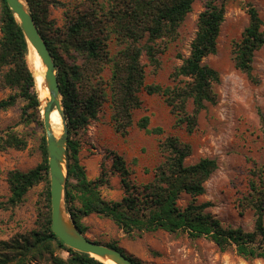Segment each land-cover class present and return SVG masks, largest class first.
Listing matches in <instances>:
<instances>
[{"label": "trees", "instance_id": "trees-1", "mask_svg": "<svg viewBox=\"0 0 264 264\" xmlns=\"http://www.w3.org/2000/svg\"><path fill=\"white\" fill-rule=\"evenodd\" d=\"M196 0H93L98 7L81 11L67 10L70 22L66 28L50 18V5L57 0H26L29 10L46 40L58 68V78L67 114L70 136L67 146V180L65 202L78 228L86 234L83 219L98 214L112 219L127 235L134 232L165 230L185 232L190 238H210L222 250L234 246L246 258L264 257V169L254 162L251 170V193L245 198L255 211L252 230L226 224L210 210V201H199L206 193V182L218 168L214 158L204 157L188 164L192 145L179 136L169 135L160 141L163 160L154 168L153 178L144 183L131 179V170L123 155L112 152L110 171L121 177L125 195L107 200L101 186L108 184L105 171L95 180L88 178L80 158L78 135L98 117L104 102L111 99L112 122L117 133L125 136L133 126V113L142 106L140 91L160 94L177 117L176 125L189 134L198 126L199 114L216 102L214 85L220 73L204 59L218 50V41L225 20L227 0H208L200 14L198 31L191 44V53L176 68L181 83L169 86L146 83L141 61L144 52L155 61L158 39H175L178 29ZM249 24L242 37L234 41L233 54L238 69L251 74L256 52L264 46L263 21L256 7L248 8ZM0 86L16 89V93L0 100V111L14 106L19 98L25 102L24 113L41 123V102L36 79L28 64L29 44L20 22L6 0H0ZM115 35L125 47L111 55L108 41ZM145 40V43L142 41ZM80 56V62L68 61L66 55ZM76 58V57H74ZM106 64L112 76L105 79ZM111 93L109 94L108 89ZM150 117L138 123L147 132L161 135L164 128L149 127ZM27 142L14 132H0V147L24 149ZM43 160L27 171L13 169L8 183L11 195L7 205H19L29 190L45 183L41 195L38 225L31 231L0 239V264H106L89 253L67 246L52 230L51 184L45 134L41 138ZM91 239V238H90ZM97 243L116 248L135 264H145L117 241ZM68 253L67 257L59 254Z\"/></svg>", "mask_w": 264, "mask_h": 264}, {"label": "rangeland", "instance_id": "rangeland-1", "mask_svg": "<svg viewBox=\"0 0 264 264\" xmlns=\"http://www.w3.org/2000/svg\"><path fill=\"white\" fill-rule=\"evenodd\" d=\"M57 1L65 5L57 2L51 4L50 18L62 29L70 22L67 10L79 8L86 11L98 7L93 0ZM107 1L99 0L106 4ZM207 1H195L175 39L161 38L156 41L155 61L144 52L141 61L146 71V83L166 87L184 80V77H175L176 68L191 53L199 17ZM250 5L258 9L264 30V0L226 1V15L218 50L204 59L206 64L220 73V81L214 85L217 99L199 114L194 133L189 134L184 127L176 125L177 117L165 96L149 94L145 90L139 93L143 103L134 110V123L127 135L123 136L114 129L110 98L104 102L98 117L79 133L80 158L88 178L95 180L103 172L109 173L108 184L100 188L105 199L119 200L125 195L120 175L110 171L112 152L123 155L132 172V181L148 182L154 176V168L163 160L160 141L169 135H176L192 145V154L187 158L188 164L204 157L214 158L218 162V168L206 182V193L199 197V201H210L212 213L226 224L241 226L246 230L254 228L255 211L247 206L245 198L251 193V170L254 162L264 169V46L255 54L251 74L236 67L233 54L234 41L242 37L249 24ZM124 47L125 44L115 35L108 41L111 55ZM73 56L76 58H70L69 55L66 58L70 62L73 59L80 62L78 54L73 53ZM39 57L40 55H34L30 46L28 64L31 70L33 68L35 71L34 64ZM103 75L105 79L111 78V64H106ZM37 88L36 86V90ZM108 92L111 93L110 88ZM15 93L16 89H4L0 86V100ZM25 105L26 102L19 98L14 106L0 111L1 134L14 132L27 142L24 149L0 147V239H9L17 233L28 232L37 227L41 195L45 189V183H39L29 190L19 205H7L11 195L9 172L13 169L27 171L43 160V117L41 123L29 119L24 113ZM146 115L150 117L149 127L161 126L164 128L163 134L150 133L139 127V121ZM83 221L87 225L86 235L89 238L103 243L117 241L145 264H264V257L246 258L234 246L222 250L207 237L193 239L185 232L171 233L165 230L136 231L133 235H127L112 219L98 214H91ZM59 254L68 256L62 250Z\"/></svg>", "mask_w": 264, "mask_h": 264}, {"label": "water", "instance_id": "water-1", "mask_svg": "<svg viewBox=\"0 0 264 264\" xmlns=\"http://www.w3.org/2000/svg\"><path fill=\"white\" fill-rule=\"evenodd\" d=\"M21 24L29 48L32 45L39 53L46 66L45 84L50 91V98L41 107L45 129L49 176L51 184L52 230L69 247L89 253L91 256L108 264L112 260L116 264H135L120 250L97 243L84 234L67 211L65 188L67 180V146L70 136L67 114L64 109L63 96L58 78V68L53 54L37 26L26 0H6ZM41 102V100H40ZM58 107L63 119V132L57 136L51 123L53 109Z\"/></svg>", "mask_w": 264, "mask_h": 264}, {"label": "bare ground", "instance_id": "bare-ground-1", "mask_svg": "<svg viewBox=\"0 0 264 264\" xmlns=\"http://www.w3.org/2000/svg\"><path fill=\"white\" fill-rule=\"evenodd\" d=\"M32 46V45H30ZM32 52L34 55H39L37 50L32 46ZM35 71L33 70L35 79H36V86L38 87V94L39 99L41 100V106H45L46 102L50 98V91L45 84V72H46V66L41 60V58H37L34 64ZM51 123H52V129L54 133L57 136H60L63 132V119L61 116V112L58 107H55L53 109V112L51 114ZM108 264H116L112 260H105Z\"/></svg>", "mask_w": 264, "mask_h": 264}]
</instances>
